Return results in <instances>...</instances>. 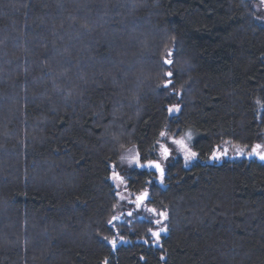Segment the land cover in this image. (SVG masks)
Returning <instances> with one entry per match:
<instances>
[{
  "label": "trees",
  "instance_id": "16d2710c",
  "mask_svg": "<svg viewBox=\"0 0 264 264\" xmlns=\"http://www.w3.org/2000/svg\"><path fill=\"white\" fill-rule=\"evenodd\" d=\"M161 131L195 161L120 164ZM258 144L251 0H0V264H264V160L230 155Z\"/></svg>",
  "mask_w": 264,
  "mask_h": 264
},
{
  "label": "rangeland",
  "instance_id": "374dc122",
  "mask_svg": "<svg viewBox=\"0 0 264 264\" xmlns=\"http://www.w3.org/2000/svg\"><path fill=\"white\" fill-rule=\"evenodd\" d=\"M252 2V5H253V8H254V11H255V17L257 19V21L261 24H264V0H251ZM170 108H173L174 110L172 112H170V114H174L176 112L179 111V106L178 105H174V106H171ZM178 110H175L177 109ZM193 136V134H192ZM191 136V137H192ZM173 139H183L184 140V143L185 145L187 146V148L191 151V152H194L196 154V152L193 150V148L191 147L190 145V139H189V136H175L173 134H169V133H166V136H164V139L163 141L160 143V148H159V151H160V156H161V162L164 163L165 167H166V162H165V156L163 155L162 153V149H161V146H166L168 149H169V153H178L180 154L183 159H184V164L185 165H191L195 159H196V155L193 156V157H190L187 161L185 160V154H184V151L181 149V147L179 145H176V144H173L171 141ZM264 146V145H263ZM224 149H221L219 151H223ZM230 155H234V154H237V152H243L244 156L246 153H249L251 152L250 150H247L246 148H243V147H238V145H233L231 146V150H230ZM258 152H261V153H264V147H261L260 149H257ZM137 155H138V159H139V165L141 164V160H140V154H139V151H138V148L136 145H132V146H129L127 147L126 149H124L122 151V154H121V157H120V164L121 165H133V166H139L138 164H136L134 162V158H137ZM242 155V156H243ZM217 156H219V154H217ZM222 156V155H220ZM232 159H241L239 158L238 156H234L232 157ZM117 174V173H115ZM116 187H117V192H118V197H119V202H120V205H123L124 203H135L136 202V199L135 197L132 198V194L130 191L127 190V180L126 178H122V179H116V180H113ZM161 183L163 184V181H161Z\"/></svg>",
  "mask_w": 264,
  "mask_h": 264
},
{
  "label": "snow or ice",
  "instance_id": "6c2138e0",
  "mask_svg": "<svg viewBox=\"0 0 264 264\" xmlns=\"http://www.w3.org/2000/svg\"><path fill=\"white\" fill-rule=\"evenodd\" d=\"M164 63H166V64H171L172 61H171V60H165ZM165 75H167V76L170 77V76L172 75V73L169 72V73H166ZM169 83H170V81H169ZM165 87H167V85H165ZM173 110H174L173 108H169V109H168L169 112H172ZM175 110H178V108L175 109ZM159 135H160L161 137H164V136H166V133H165L164 131H161V132L159 133ZM188 135H189V139H190V138H191V133H189ZM171 142H172L173 144L179 145V146L181 147V149L184 151V154H185V160H186V161H187L190 157H193V156L196 155L194 152H191V151L187 148V146L185 145L183 139H173ZM261 147H264V146L259 145V144H258V145H255V146L253 147L252 151L248 153V155L251 156V155L255 154V155L259 156V158H260L261 160H264V153H261V152H258V151H257V149H260ZM161 149H162V153H163V155L165 156V158H167V156H168V154H169V149H168L166 146H163V145L161 146ZM225 154H226V152L221 153L220 155H225ZM240 154L243 155L244 153L241 152ZM214 158H219V157H215V156H214ZM134 162H135L136 164L139 165L138 155H137V158H134ZM139 166H140V167H144V165H139ZM148 167H154L155 169H158V170L160 171L161 177H163L164 169L161 167V165H160L158 162L150 161L149 164H148ZM112 179H113V180H116V179H122V178H119V177L117 176V174L113 173ZM147 197H148V193H147V192L142 193L141 196L137 198V203H139L141 200H144V199L147 198ZM153 211H155V210L153 209ZM160 215H161V216H164L165 214H164V213H160ZM157 223H160V222L157 221ZM164 231H167V230L164 229ZM153 235L156 236L157 238H159L160 233H159V232H157V233H153ZM112 243H113V245H115V241H113Z\"/></svg>",
  "mask_w": 264,
  "mask_h": 264
},
{
  "label": "flooded vegetation",
  "instance_id": "af4514ba",
  "mask_svg": "<svg viewBox=\"0 0 264 264\" xmlns=\"http://www.w3.org/2000/svg\"><path fill=\"white\" fill-rule=\"evenodd\" d=\"M163 166H164L165 171H166V167H165L164 163H163ZM151 168H152L153 171H155L154 167H151ZM155 172H158V171H155ZM158 173H159V172H158ZM165 174H166V172H164L163 175H165ZM159 175L161 176L160 173H159ZM143 193H144V192H143ZM141 194H142V193H141ZM141 194H138V195L135 196L136 202L133 203V204L137 205L138 207L145 206V202H146V199H147V198H145L144 200H141L139 203H137V198L140 197ZM162 230H164V228H162Z\"/></svg>",
  "mask_w": 264,
  "mask_h": 264
},
{
  "label": "water",
  "instance_id": "95a60500",
  "mask_svg": "<svg viewBox=\"0 0 264 264\" xmlns=\"http://www.w3.org/2000/svg\"><path fill=\"white\" fill-rule=\"evenodd\" d=\"M262 109H263V108H261V110H262ZM152 161L158 162V163L161 165V167L164 169V172H165V168H164V166H163V164H162V162H161L160 160H152ZM149 162H150V161H147V162L144 163L143 165H144V166H148ZM154 169H155V168H154ZM155 171H158V172L160 173V171H159L158 169H155Z\"/></svg>",
  "mask_w": 264,
  "mask_h": 264
}]
</instances>
